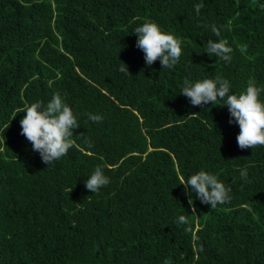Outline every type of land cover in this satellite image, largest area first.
I'll use <instances>...</instances> for the list:
<instances>
[{"label": "trees", "instance_id": "16d2710c", "mask_svg": "<svg viewBox=\"0 0 264 264\" xmlns=\"http://www.w3.org/2000/svg\"><path fill=\"white\" fill-rule=\"evenodd\" d=\"M144 22L182 41L174 68L146 64ZM220 39L229 62L206 52ZM217 75L229 94L264 87V0H0V264H264V146L239 148L222 101L181 95L185 79ZM55 93L80 128L47 165L20 120ZM98 165L110 183L92 193ZM202 170L231 186L230 203L186 194L181 177Z\"/></svg>", "mask_w": 264, "mask_h": 264}, {"label": "clouds", "instance_id": "9594fccd", "mask_svg": "<svg viewBox=\"0 0 264 264\" xmlns=\"http://www.w3.org/2000/svg\"><path fill=\"white\" fill-rule=\"evenodd\" d=\"M194 7L199 15L204 5L198 3ZM225 27L230 30V25ZM211 31L220 37L218 27L212 25ZM133 33L138 37L136 47L144 53L148 66L157 60L161 62L163 69H172L178 64L182 55V41L176 36L162 31L155 22H144L136 27ZM232 51L226 39H220L218 42L209 40L206 45V52L210 56L225 62L231 60ZM119 71L130 74L125 63L120 66ZM230 88V82L219 75L214 79H204L195 83L185 79L181 95L189 98L194 107L203 108L205 105L222 101L220 107L227 106L230 112L229 123H236L240 127L237 136L239 148L243 150L264 146V101L260 99L264 87H257L255 82L250 80L246 90L239 95L229 94ZM23 112L26 115L20 120L21 135L25 136L32 144L33 150L40 154L43 163L50 165L59 161L75 146L73 134L80 128L78 117L59 93H55L47 104L43 101L33 102L26 106ZM88 119L102 122L103 117L89 113ZM85 143L89 147L92 146L88 140H85ZM240 176L247 181V169H242ZM109 183L110 178L105 175L103 167L98 165L86 180L85 186L92 193H99ZM180 184L184 186L186 194L190 196L191 192H195L197 198L203 204L210 205L212 209L231 202V186H226L216 175L206 171H199L187 180L181 177ZM189 203L194 205L192 199H189ZM177 224L187 225L189 220L186 216L180 215ZM164 264H171V261L165 260Z\"/></svg>", "mask_w": 264, "mask_h": 264}]
</instances>
